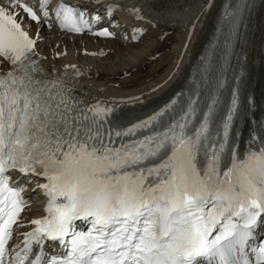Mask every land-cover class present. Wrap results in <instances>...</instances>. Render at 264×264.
<instances>
[{
    "label": "snow or ice",
    "instance_id": "snow-or-ice-1",
    "mask_svg": "<svg viewBox=\"0 0 264 264\" xmlns=\"http://www.w3.org/2000/svg\"><path fill=\"white\" fill-rule=\"evenodd\" d=\"M21 12L45 25L54 16L73 32L89 26L60 0L0 3V264H264L255 238L264 136L239 151L237 93L220 119L219 96L201 108L193 93L116 125V106L77 95L43 66ZM15 171L44 178L37 187L49 198L47 215L16 244L25 200L10 183Z\"/></svg>",
    "mask_w": 264,
    "mask_h": 264
},
{
    "label": "bare ground",
    "instance_id": "bare-ground-1",
    "mask_svg": "<svg viewBox=\"0 0 264 264\" xmlns=\"http://www.w3.org/2000/svg\"><path fill=\"white\" fill-rule=\"evenodd\" d=\"M72 1L97 9L107 25L123 19L120 32L115 28L116 34L106 38L72 35L55 26L48 29L44 23L37 24L23 12L17 19L36 39V51L46 69L66 81L77 95L82 92L89 101L116 106L113 119L128 125L147 119L173 99L178 102L175 107H179L196 76L193 69L214 31L223 0ZM0 3L7 4L8 0ZM108 5L112 6L111 14ZM244 25L246 34L240 40L238 64L218 91V95H238L235 124L241 131L240 152L249 148L253 134L256 140L264 135V0L247 5ZM139 27L144 33L134 40L141 33ZM91 44H96L95 48ZM98 51L114 57L108 60ZM8 67L3 65L4 70ZM204 97L203 92L198 98L200 107ZM26 181L32 190L31 198L40 196L43 189L37 185L42 181ZM32 213L26 211L22 222Z\"/></svg>",
    "mask_w": 264,
    "mask_h": 264
},
{
    "label": "rangeland",
    "instance_id": "rangeland-1",
    "mask_svg": "<svg viewBox=\"0 0 264 264\" xmlns=\"http://www.w3.org/2000/svg\"><path fill=\"white\" fill-rule=\"evenodd\" d=\"M151 30V29H150ZM148 32H149V30H148ZM106 45V44H105ZM95 46H96V44H91V48H95ZM99 52V54H101V53H103V52H101V51H98ZM101 52V53H100ZM103 57H109V59L108 60H112V58L114 57V56H111L110 54H108V53H103V54H101ZM156 57V56H155ZM121 77H124V75L123 76H121ZM75 87H80L79 85H74ZM115 86H118V84H115ZM101 95H106V96H120V94L118 95H115V94H101ZM32 207H31V209H30V211H33V208H34V205H31Z\"/></svg>",
    "mask_w": 264,
    "mask_h": 264
}]
</instances>
